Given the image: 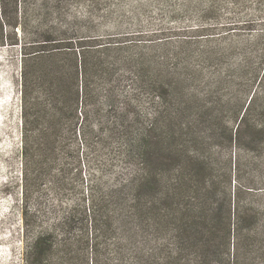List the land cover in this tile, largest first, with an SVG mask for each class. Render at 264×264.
Instances as JSON below:
<instances>
[{"label": "trees", "instance_id": "1", "mask_svg": "<svg viewBox=\"0 0 264 264\" xmlns=\"http://www.w3.org/2000/svg\"><path fill=\"white\" fill-rule=\"evenodd\" d=\"M64 1L33 0L31 27L30 0H0V47L22 53L24 264H251L264 0L241 23L106 35L104 0L72 19Z\"/></svg>", "mask_w": 264, "mask_h": 264}, {"label": "rangeland", "instance_id": "2", "mask_svg": "<svg viewBox=\"0 0 264 264\" xmlns=\"http://www.w3.org/2000/svg\"><path fill=\"white\" fill-rule=\"evenodd\" d=\"M29 3L31 27L36 12ZM256 0H104L96 24L100 31L115 34L132 31L136 27L144 30L175 29L187 31L201 24L241 23L254 19L253 10L258 9ZM214 9L216 16L204 13ZM67 18H83L87 7L83 1L65 0L60 5ZM59 10H55L58 17ZM236 13L233 19L229 14ZM21 65L19 46L0 47V264H24L26 241L23 221V143L21 113ZM247 158L252 166L258 159ZM260 190L255 196L246 197L254 207L262 211L264 221V170L253 173ZM262 234L260 237L254 236ZM251 242L256 249L249 250L251 264H264V236L262 230L253 231ZM252 248V247H250Z\"/></svg>", "mask_w": 264, "mask_h": 264}]
</instances>
